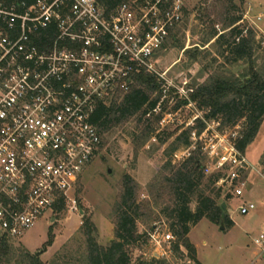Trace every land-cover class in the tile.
Segmentation results:
<instances>
[{"label": "built area", "instance_id": "built-area-1", "mask_svg": "<svg viewBox=\"0 0 264 264\" xmlns=\"http://www.w3.org/2000/svg\"><path fill=\"white\" fill-rule=\"evenodd\" d=\"M102 3L0 0V237L17 240L61 203L76 210L69 194L101 145L92 122L99 105L125 96L142 72L161 78L152 60L179 20L180 2ZM160 111L157 103L152 112ZM213 131H191L190 148L200 142L204 173L222 170L217 184L229 180L240 198L243 183L234 185L249 164L235 132ZM255 209L241 204L238 212ZM253 242L264 244V222Z\"/></svg>", "mask_w": 264, "mask_h": 264}, {"label": "rangeland", "instance_id": "rangeland-1", "mask_svg": "<svg viewBox=\"0 0 264 264\" xmlns=\"http://www.w3.org/2000/svg\"><path fill=\"white\" fill-rule=\"evenodd\" d=\"M178 1L179 20L169 30L152 60L153 69L161 78L153 75L159 88L147 94L150 100H159L160 113L151 111L144 116L137 115L101 135L97 156L86 166L69 194L75 201L76 210H72V204L67 201L59 209L56 207L41 216L17 240L10 239V264H27L23 257L26 253L38 255L35 257L41 264H84L87 229L97 246L106 249L114 240L113 209L119 202L125 175L137 184L138 202L150 204L142 210L137 223V232L147 237L128 249L131 264L152 258L168 264H264V244L258 247L253 242L264 222V205L261 204L264 174L259 166L264 153V120L243 154L250 168L240 178L241 182L234 185L241 188L239 184L243 183L242 197L232 196L233 190L226 179L211 188L215 194L222 187L216 203L225 205L224 213L232 225L227 228L222 223L214 225L202 219L190 230L188 240L195 249L196 262L187 256L184 248L180 249L183 254L179 255L172 251L171 243L163 242V237L170 231L161 210L169 203L167 198L153 201L148 195V186L166 161L165 151L175 137L187 129L197 132L196 129L202 127L227 135L235 132L237 138L241 129L240 125L229 128L219 126L217 123L220 122L204 120L203 113L189 96L199 85L209 84L216 78L240 79L247 71L248 65L243 62L225 64L218 56L214 40L206 43L210 34L221 32L230 17L241 16L244 25L256 33L260 50L254 53L253 64L259 73L264 74V0ZM146 132L150 134L149 138H146ZM192 145L193 150L202 153L200 142ZM189 149L180 146L172 156L173 163L185 159ZM204 166H209L207 160H204ZM225 193L231 195L227 203L222 200ZM247 203H253L256 209L242 216L238 207ZM194 207L191 204L192 210ZM48 233L52 244L44 248Z\"/></svg>", "mask_w": 264, "mask_h": 264}, {"label": "trees", "instance_id": "trees-1", "mask_svg": "<svg viewBox=\"0 0 264 264\" xmlns=\"http://www.w3.org/2000/svg\"><path fill=\"white\" fill-rule=\"evenodd\" d=\"M120 0H103L107 9H111ZM231 4V3H230ZM233 7L232 5H230ZM214 40L213 45L218 50V56L227 65L246 63L247 71L240 79H213L209 84L195 87L190 93V99L194 102L204 120L212 121L219 126L234 128L241 126L239 137L236 140V149L244 154L248 145L254 140L261 123L264 120V74L258 72L253 64L256 51L260 50V44L256 40V33L244 25L241 16H233L228 19L225 28L217 33L210 34L206 41ZM156 78L147 73H140L133 87L123 97L114 99L107 105H99L92 118L100 136L110 128L123 124L127 120L151 112L158 103V99L150 100L147 92L158 90ZM197 134L203 129L199 127ZM193 129H187L175 137L164 156L166 161L160 167L159 172L148 186L149 197L153 201H163L167 198L169 205L164 206L161 213L168 222L173 241L172 251L183 254L184 248L187 256L195 261V249L188 240L190 230L202 219L225 227L232 225L231 220L224 213L221 205L216 200L221 196L222 187L213 193L217 182L223 177L222 170L206 175L204 173V156L197 150H190V133ZM146 138L150 134L146 132ZM182 146L189 149L188 156L181 162L173 163L172 156ZM259 166L264 174V153ZM137 184L129 176L122 179V193L119 202L113 209L114 213V240L106 249L97 246L91 232L87 229L86 246L87 255L84 264H131L129 247L140 244L142 238L137 232V223L142 216V210L148 208L149 202H138ZM231 199L229 193L223 196L224 203ZM194 204V209H191ZM61 203L57 208L59 209ZM86 226V225H85ZM44 248L50 247L52 239L50 233ZM149 236V235H148ZM27 264H41L39 260L28 253L24 254ZM12 249L10 239L0 237V264H10ZM137 264H168L164 260L152 258L149 261H138Z\"/></svg>", "mask_w": 264, "mask_h": 264}, {"label": "water", "instance_id": "water-1", "mask_svg": "<svg viewBox=\"0 0 264 264\" xmlns=\"http://www.w3.org/2000/svg\"><path fill=\"white\" fill-rule=\"evenodd\" d=\"M221 207H222V209H223V210H226V207H225V205H222ZM221 229H223V227H222V226H221ZM35 256L37 257L38 255H35Z\"/></svg>", "mask_w": 264, "mask_h": 264}, {"label": "crops", "instance_id": "crops-1", "mask_svg": "<svg viewBox=\"0 0 264 264\" xmlns=\"http://www.w3.org/2000/svg\"><path fill=\"white\" fill-rule=\"evenodd\" d=\"M232 222V221H231Z\"/></svg>", "mask_w": 264, "mask_h": 264}]
</instances>
